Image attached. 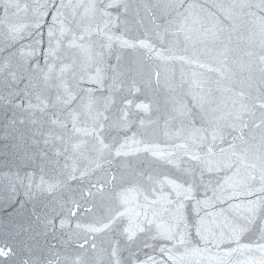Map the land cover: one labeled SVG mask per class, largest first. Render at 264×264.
<instances>
[{"label":"water","instance_id":"water-1","mask_svg":"<svg viewBox=\"0 0 264 264\" xmlns=\"http://www.w3.org/2000/svg\"><path fill=\"white\" fill-rule=\"evenodd\" d=\"M0 264H264V0H0Z\"/></svg>","mask_w":264,"mask_h":264},{"label":"snow or ice","instance_id":"snow-or-ice-1","mask_svg":"<svg viewBox=\"0 0 264 264\" xmlns=\"http://www.w3.org/2000/svg\"><path fill=\"white\" fill-rule=\"evenodd\" d=\"M0 255H7V253L0 250Z\"/></svg>","mask_w":264,"mask_h":264}]
</instances>
